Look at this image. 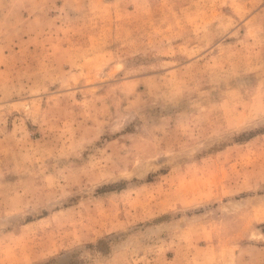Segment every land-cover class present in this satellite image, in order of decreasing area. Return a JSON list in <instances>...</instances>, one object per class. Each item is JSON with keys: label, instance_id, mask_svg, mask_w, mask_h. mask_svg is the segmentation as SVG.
I'll return each instance as SVG.
<instances>
[{"label": "rangeland", "instance_id": "374dc122", "mask_svg": "<svg viewBox=\"0 0 264 264\" xmlns=\"http://www.w3.org/2000/svg\"><path fill=\"white\" fill-rule=\"evenodd\" d=\"M0 264H264V0H0Z\"/></svg>", "mask_w": 264, "mask_h": 264}]
</instances>
